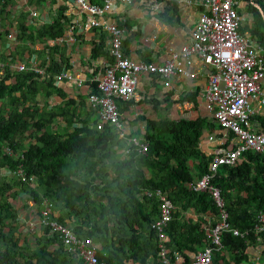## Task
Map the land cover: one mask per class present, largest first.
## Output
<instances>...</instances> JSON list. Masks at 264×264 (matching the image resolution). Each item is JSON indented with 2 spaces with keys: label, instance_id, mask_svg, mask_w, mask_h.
Masks as SVG:
<instances>
[{
  "label": "trees",
  "instance_id": "obj_1",
  "mask_svg": "<svg viewBox=\"0 0 264 264\" xmlns=\"http://www.w3.org/2000/svg\"><path fill=\"white\" fill-rule=\"evenodd\" d=\"M15 1L0 0V16H6V6ZM257 3L258 7L247 4L252 23L250 27L240 26L239 32L249 30L264 41V2ZM26 16L25 10L18 14L21 41L53 39L63 33L68 21L61 6L56 8L51 22L35 28L25 24ZM45 48L48 78H40L32 71L12 75L6 71L0 77V169L11 172L10 177L0 175V264H83L68 256L60 243L52 246L57 238L48 235L46 227L39 228L33 245L25 240L19 243L14 234L18 225L12 200L20 191L36 206L42 199L48 200L57 212V220L68 219L77 236L98 243L97 257L103 264H124L128 259L137 264H160L150 228L157 217L158 202L154 196L140 195L146 188H159L174 205L165 228L168 247L170 252L180 253L182 263L187 264L183 251H194L206 244L203 218L210 215L214 223L218 210L207 191H194L185 182L206 172L212 156L199 148V137L203 127L218 126L207 117L145 119L140 138L147 142L146 151L132 150L110 162V146L121 149L125 141L117 138L110 126L96 129V114L93 110L83 112V101L76 103L64 97L53 79L65 64L63 58L54 59V51L60 56L62 53L58 45L46 44ZM97 53V48L92 49L91 56ZM41 61L43 66L46 60ZM91 91H96L94 82ZM52 94L62 97L61 102L48 105L46 100ZM261 124L264 130V122ZM5 146L9 153L4 151ZM18 166L26 178L33 177L34 185L16 175ZM214 175L210 183L220 190L227 222L239 230L252 228L256 213L264 212V152H245L234 165H220ZM187 210L194 213L195 220L184 218ZM260 237L264 243V233ZM257 243L253 232L246 237L223 232L221 244L228 258L214 252L211 264H251L246 248Z\"/></svg>",
  "mask_w": 264,
  "mask_h": 264
},
{
  "label": "built area",
  "instance_id": "obj_2",
  "mask_svg": "<svg viewBox=\"0 0 264 264\" xmlns=\"http://www.w3.org/2000/svg\"><path fill=\"white\" fill-rule=\"evenodd\" d=\"M67 1L75 8L77 19L68 20L60 36L47 39L50 42L48 45L72 41L76 32L91 29L106 34L110 61L103 64L102 70L88 80L85 101L87 108L96 114L93 123L96 129L102 130L105 125L110 126L117 138L125 141L120 149L124 156L132 150L144 153L147 142L140 135L126 130L116 100L130 99L141 76H155L167 87L172 76L187 74L185 67L190 65L193 56L208 67L206 83L198 91L197 97L224 139H220L215 148L207 153L212 157L206 172L200 177L193 176L185 185L194 191H207L218 211L214 223L203 224L207 242L191 253L187 264H211L214 252H220L227 259V253L223 251L221 244L223 232L229 231L240 237L253 232L256 240L260 241V233H264V212L256 213V222L252 228L239 230L231 227L226 220L220 190L210 183L220 165H234L245 152H264V130L257 128L252 121L255 108L264 104V57L260 41L239 32L242 19L237 9V0H197L200 11L189 31V40L178 50L171 51L169 57L162 62L132 59L122 52L123 29L112 18V11L118 3L129 4L140 0H102L100 3L90 0ZM186 2L190 3V0ZM30 7L27 10L28 17H35L37 11ZM20 8H17V12ZM12 9L13 5L5 8L8 14ZM8 14L0 16V77L6 71L10 75L13 72L32 71L40 78H48L49 73L45 70L48 62L42 66L35 58L23 60L11 53L17 44L26 41L18 38L19 30L13 19L17 13L12 14L13 16ZM53 79L55 83L72 82L77 88L84 81L66 69L53 74ZM92 82L95 83V92L91 91ZM75 122L78 124V121ZM3 149L9 153L6 146ZM16 175L22 181L28 180L29 185H34L33 177L26 178L20 166L16 169ZM140 195L154 196L158 202L157 217L150 224L154 232L158 262L183 264L180 253L170 252L169 237L165 232L174 205L159 188L142 189ZM37 207L36 217L26 221L25 228L28 231L46 227L48 235H55L57 238L52 246L60 243L68 256L80 259L83 264H103L97 257L98 244L89 238L77 236L69 226V220H57L48 200L42 199Z\"/></svg>",
  "mask_w": 264,
  "mask_h": 264
},
{
  "label": "crops",
  "instance_id": "obj_3",
  "mask_svg": "<svg viewBox=\"0 0 264 264\" xmlns=\"http://www.w3.org/2000/svg\"><path fill=\"white\" fill-rule=\"evenodd\" d=\"M26 1L16 0V3L12 4L13 9L9 14L17 13V15H12L17 22L16 26L19 21L18 14L22 10L27 12L24 22L29 28L51 22L58 6L63 7V14L67 20L77 19L75 8L67 0H41L40 3L31 4ZM90 1L100 3L102 0ZM258 1L264 2V0H237V9L242 19L240 26L250 27L252 14L247 10V4L258 7ZM196 2L197 0H190V3H187L186 0H140L129 4H116L112 11V18L123 29L121 45L123 54L132 59L153 62L166 60L171 51L178 50L181 45L189 40V31L197 20L200 11V7ZM16 4L17 6H14ZM28 6L36 9L37 15L35 17H28ZM17 8H20L18 12ZM241 33H246L256 41L258 40L249 33V30ZM25 41L22 44H17L11 53L17 54L23 60L32 57L38 62H42V58H45V63L48 62L45 45L50 42L47 39L33 41L26 39ZM260 43L262 46L261 53L264 57V41H260ZM58 46L62 55L60 56L57 51H54V59L59 61L60 58H63L65 64H62V66H64V69L70 71L73 75L79 76L84 81L79 88L72 82H56L55 85L60 87L65 98H71L76 103L80 100L83 101V112L88 113L89 109L85 101L88 80L102 70L103 64L110 61L107 53L108 41L106 34L103 31L97 32L92 29L76 32L74 40L64 42ZM96 48L98 53L92 57V49ZM185 68L187 74L172 76L167 87H164L161 80L155 76H141L135 93L130 99H117L116 104L121 119L129 133L140 135L144 131L145 119L156 120L162 116L171 120L209 118L202 102L197 97L198 91L206 83L205 75L208 67L193 56L190 65H186ZM188 73L191 75H188ZM61 100L62 97L52 94L46 102L48 105H54L61 102ZM254 106L256 107V105ZM255 109L256 112L252 116L253 124L263 130L261 121L264 122V104ZM83 116L84 114L80 115L81 118ZM208 136H211V139H208ZM220 139H224V137L220 134L219 128L206 129L203 127L198 146L207 154L215 148ZM31 202L27 201L28 207L35 208L36 205H31ZM33 213L31 212L28 218ZM36 214L37 208H35L34 215ZM183 216L185 219L192 221L196 218L191 210L185 211ZM209 218H211L210 215L204 216V224L207 223ZM37 232L40 233V230L38 229ZM258 244L246 248V252H249V260H255L254 263L261 257L258 254L250 257V250L256 249ZM98 246L100 248L99 244ZM183 252L189 258L193 251L184 250ZM147 262L151 263V259H148ZM124 264L137 263L128 259L124 260Z\"/></svg>",
  "mask_w": 264,
  "mask_h": 264
},
{
  "label": "rangeland",
  "instance_id": "obj_4",
  "mask_svg": "<svg viewBox=\"0 0 264 264\" xmlns=\"http://www.w3.org/2000/svg\"><path fill=\"white\" fill-rule=\"evenodd\" d=\"M15 3H16V1H15ZM41 104L42 103L40 102V105ZM57 121L60 124H63V121H61V119H59ZM55 125L56 124H54L53 126H55ZM25 133H27V132H25ZM30 141H33V139H30ZM0 175H5L7 177H10L11 172H9L6 168H1L0 169ZM27 201L31 202L32 200L30 201L29 196L28 195H25V193L23 191H20L19 194H18V197L14 198L12 200L13 208L17 211V221H16V223L18 225V229L16 231H14V234H15L16 238H18L19 243H22V241L25 240L28 243H30L31 245H33L34 244V242H33L34 236L35 235H38L39 233L37 232V230H35L36 228L35 229L33 228V229H31V230L28 231L25 228V224H26V221L28 220L29 214L31 212H34L35 213V208L38 209V207L37 206H34L35 208L28 207ZM30 204L31 205H34V203H32V202ZM34 213L30 217V219H33L34 217H36L37 214L34 215ZM56 213L57 212H55V215H57ZM209 223H211V218L208 219V221H207L206 224H209ZM258 243H257L258 244V247L256 249L253 248V249L250 250V253H251L250 254V257H253L256 254H258L259 257H261V258L259 260H257V262H255V263H254L255 260L254 261L253 260H250V261H252L251 264H264V243L262 242V240L259 241Z\"/></svg>",
  "mask_w": 264,
  "mask_h": 264
},
{
  "label": "clouds",
  "instance_id": "obj_5",
  "mask_svg": "<svg viewBox=\"0 0 264 264\" xmlns=\"http://www.w3.org/2000/svg\"><path fill=\"white\" fill-rule=\"evenodd\" d=\"M109 151L112 153V156L108 158L110 162L114 163L123 156V153L120 151L119 146H110Z\"/></svg>",
  "mask_w": 264,
  "mask_h": 264
},
{
  "label": "bare ground",
  "instance_id": "obj_6",
  "mask_svg": "<svg viewBox=\"0 0 264 264\" xmlns=\"http://www.w3.org/2000/svg\"><path fill=\"white\" fill-rule=\"evenodd\" d=\"M118 100H120V99H118ZM116 102H117V100H116ZM214 176H215V175H214ZM214 176H213V177H214Z\"/></svg>",
  "mask_w": 264,
  "mask_h": 264
}]
</instances>
